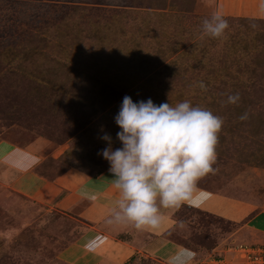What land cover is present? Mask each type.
<instances>
[{"label": "rangeland", "instance_id": "1", "mask_svg": "<svg viewBox=\"0 0 264 264\" xmlns=\"http://www.w3.org/2000/svg\"><path fill=\"white\" fill-rule=\"evenodd\" d=\"M214 12L216 0H0V135L16 126L59 145L37 174H95L109 165L98 155L103 133L120 147L114 116L125 95L187 99L224 121L215 171L198 184L225 190L236 174L264 168V18L222 13L225 35L202 36ZM234 93L239 102L227 103ZM18 174L0 160V264H56L84 223L17 189ZM235 226L183 206L164 235L194 253L189 264H243L237 246L253 242L230 235ZM118 264L168 260L143 251Z\"/></svg>", "mask_w": 264, "mask_h": 264}, {"label": "crops", "instance_id": "2", "mask_svg": "<svg viewBox=\"0 0 264 264\" xmlns=\"http://www.w3.org/2000/svg\"><path fill=\"white\" fill-rule=\"evenodd\" d=\"M262 5L264 0H216L220 13L258 18H264ZM58 148L59 145L26 128L11 126L0 135V160L19 173L14 180L16 188L52 202L54 208L84 223L76 238L58 255L56 264H118L143 251L168 260L177 250L186 249L164 235L183 206L225 218L236 225L228 232L230 235L241 232L248 243L264 244V192L246 190H264V168L236 174L228 180L225 190L198 184L204 195L197 204L185 202L179 207L161 209L164 218L159 228L140 230L105 222L119 198L109 165L95 174L75 166H67L51 178L37 174L38 165L54 156ZM84 188L95 191L97 199L90 201L81 196Z\"/></svg>", "mask_w": 264, "mask_h": 264}, {"label": "clouds", "instance_id": "3", "mask_svg": "<svg viewBox=\"0 0 264 264\" xmlns=\"http://www.w3.org/2000/svg\"><path fill=\"white\" fill-rule=\"evenodd\" d=\"M264 7V5H262ZM228 20L214 12L201 22L202 36L223 37ZM202 90H207L203 81ZM239 93L227 95V103L235 104ZM248 114L240 116L247 119ZM119 131L113 147L110 134L100 137L107 146L98 152L109 164L115 201L105 222L109 225H131L136 229H157L163 221L161 209L179 207L182 203L197 204L204 195L198 181L215 171L218 133L223 118L212 110L182 100L172 105L156 104L151 98L133 101L125 95L114 116ZM80 195L94 201L98 194L82 189ZM194 257L188 249H179L169 256L168 264H189Z\"/></svg>", "mask_w": 264, "mask_h": 264}, {"label": "built area", "instance_id": "4", "mask_svg": "<svg viewBox=\"0 0 264 264\" xmlns=\"http://www.w3.org/2000/svg\"><path fill=\"white\" fill-rule=\"evenodd\" d=\"M237 250L240 251L239 258L244 261L243 264H264V246L263 245L240 243L237 246Z\"/></svg>", "mask_w": 264, "mask_h": 264}]
</instances>
